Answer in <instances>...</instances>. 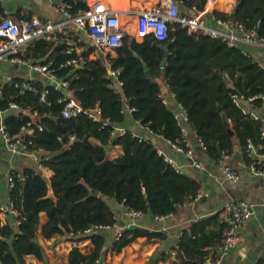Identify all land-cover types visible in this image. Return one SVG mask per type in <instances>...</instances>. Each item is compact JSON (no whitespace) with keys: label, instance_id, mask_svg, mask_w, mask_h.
I'll use <instances>...</instances> for the list:
<instances>
[{"label":"trees","instance_id":"obj_1","mask_svg":"<svg viewBox=\"0 0 264 264\" xmlns=\"http://www.w3.org/2000/svg\"><path fill=\"white\" fill-rule=\"evenodd\" d=\"M66 2L73 14L87 8L83 0ZM2 15L6 14L0 8ZM233 20L248 30L255 27L257 35L264 38V0H238ZM150 41V36L139 42L126 35L115 50V57L108 54L106 58L98 55L93 59L89 58L93 46L86 44L78 55L74 50L67 52L68 46L55 38H36L26 48L23 58L39 59V64L46 65L57 78L67 80L68 86L64 89L57 84L45 86L37 80L19 92L16 84L21 81L13 79L1 87L0 109L7 110L3 120L7 134L26 136L32 141L30 148L49 154L47 159L41 158L40 166L54 173L51 188L55 199L46 197L49 183L40 169L25 167L21 172H11L13 187L9 200L16 213L13 221L0 220V264H23L28 255L43 259L37 240L42 211L47 221L40 234L47 239L69 231L78 233L92 224L113 226L116 220L109 199L127 209L165 216L175 213L179 205L195 196L201 188L199 181L175 171L153 149L151 138L140 137L130 128L135 122L152 134L186 148L172 109L159 96L160 80L185 110L188 123L204 143L207 158L217 163L222 156H231L239 148L249 164L252 160L248 155L249 143L258 155L264 154L261 120L253 118L242 105L249 102L261 107L264 103L261 97L264 69L258 61L241 47L228 46L208 35L189 33L178 23L169 24L168 37L161 44ZM165 50L167 59L161 67ZM79 56L84 60L81 66L67 63ZM108 67L121 83V90L114 87L115 80L107 72ZM45 89L42 100L40 96ZM63 90L71 93L87 111L98 108L100 119L92 120L88 114L63 117L59 102ZM236 99L241 101L240 105ZM11 101L26 112L9 110ZM125 104L133 108L130 113L124 110ZM222 113L232 135L223 125ZM129 114L131 124L126 122ZM124 124V133L115 131ZM26 127L32 132L27 134ZM105 145H118L122 152L109 157ZM224 229L219 212L190 221L181 230L171 264H214V249L221 244ZM140 236L151 239L164 235L134 226L123 230L110 248L117 252ZM87 238L92 244L90 251L83 253L78 247L71 248L69 264H98L106 243L105 233L93 231ZM257 264H264V259Z\"/></svg>","mask_w":264,"mask_h":264},{"label":"crops","instance_id":"obj_2","mask_svg":"<svg viewBox=\"0 0 264 264\" xmlns=\"http://www.w3.org/2000/svg\"><path fill=\"white\" fill-rule=\"evenodd\" d=\"M87 5L94 1L107 2L108 0H83ZM119 2L126 9L119 15L120 23L126 27L127 35L136 39V19L135 15L130 14L129 10H147L151 6L159 5L165 7L170 0H113ZM178 2L181 13L187 15H203L208 14L209 10L218 11L222 15L233 18L238 0H175ZM66 0H0V8H2V16H8L19 22L21 19L36 15L42 19L49 20L55 24L61 23V29L56 30L55 41L68 46L67 52L74 50L78 55L86 47V44L93 46L87 33L80 30L72 21L66 20L61 4ZM199 4L201 8L198 9ZM0 16V17H2ZM256 25V24H255ZM255 28V27H252ZM35 40V39H34ZM31 43H24L19 46V52L23 53ZM250 54L264 69V52L258 48H250ZM18 55V54H17ZM105 54V57L106 58ZM111 57L116 56V51L109 53ZM82 56V55H81ZM97 55L95 48L89 52V58L93 59ZM23 58V57H22ZM24 61L17 62L13 59L6 58L0 60V82H10L13 79H19L21 84H16L19 92L25 87L29 88L30 82L39 80L46 85H58L59 79L49 74L40 73L34 69V64H39V59L23 58ZM81 66V65H80ZM79 67V66H78ZM109 68V67H108ZM112 78L117 81L115 75L110 72ZM161 93L166 99V104L176 114H179V104L174 100L165 82L160 80ZM70 96L71 93L67 92ZM2 94V88H1ZM0 94V95H1ZM10 103V102H9ZM9 105V104H8ZM244 110L249 113H255L264 118V103L261 107H257L249 102L242 103ZM20 107V106H19ZM130 113L128 110H125ZM15 113H24L25 109L14 110ZM7 110L0 109V126L4 120ZM34 111L32 112L33 115ZM34 116V115H33ZM36 116V115H35ZM130 114L126 120L127 124ZM186 130L185 142L194 150V157L201 161L202 167L196 168L188 164L185 154L177 150L170 142L164 140L161 136L152 134L146 128L141 127L133 122L130 126L136 134L146 136L155 142L156 146L162 148L165 156L183 167L184 173L197 179L201 186L202 197L192 203H185L177 209L173 214L162 217L152 215L151 213H143L139 217L134 218L135 227L146 229L149 231H157L162 233V238L147 239L140 236L121 250L112 251L110 246L114 240L116 232L130 220L126 214V208L122 203L109 199L108 203L115 218V224L108 229L103 230L106 236L104 250L99 258L98 264H171L170 252L177 248V242L181 234V230L187 226L190 221L197 218L212 215L219 212L228 204L239 200H244L253 204L254 209L251 216L243 223L240 228V242L220 260V264H257L258 261L264 259V176H258L252 173L245 157L241 154L239 148L231 156H228L229 166L237 173V180L228 179L224 173L217 167V164L204 155V150L197 145L196 132L188 122L182 125ZM125 128L123 126H117ZM126 129V128H125ZM122 152L121 147L112 145L106 153L109 157H116ZM25 167H33L40 169L44 177L49 183V189L46 197L55 199L53 189L51 188L53 171L49 168L40 166L37 159L32 157L13 154L8 142L4 138L3 131L0 129V204L8 206L10 197V186L8 176L11 172H21ZM49 194L52 196L49 197ZM15 216V214H13ZM1 223H4L7 214L0 213ZM47 221L45 212H40L37 240L43 250V259L28 255L24 258L23 264H69L68 254L71 248L78 247L81 252L86 253L91 249V241L89 238H76L69 234H61L51 238L43 239L40 234L41 226Z\"/></svg>","mask_w":264,"mask_h":264},{"label":"built area","instance_id":"obj_3","mask_svg":"<svg viewBox=\"0 0 264 264\" xmlns=\"http://www.w3.org/2000/svg\"><path fill=\"white\" fill-rule=\"evenodd\" d=\"M120 5L121 4L119 2L115 3L113 0H108L107 2L94 1L89 4L85 10L73 14L70 11V5L67 2H63L61 4V9L66 20L72 21L80 30L86 32L90 41L94 45L95 51H102L105 57V54H109L111 51H115L116 48L121 46L123 37L128 34L126 27L120 23L119 15L121 12L126 11V9ZM201 5L202 4H199L198 9L201 8ZM128 12L135 15L136 29L134 35L136 39L142 40L144 37L150 36L151 44H161L164 42L168 37L169 24L178 23L182 27L186 28L189 33L204 34L213 38H218L224 41L228 46L241 47L243 52L248 55H251L249 51L251 47L258 48L264 52V38L257 35L255 28L248 30L243 25L233 20L232 17L222 15L218 11L209 10L206 15H203L202 12H199V15H187L180 12L178 2L170 0L165 7L154 5L147 10H129ZM60 26L61 23L55 24L54 22L42 19L36 15L21 19L19 22L8 16L0 17V60L10 58L17 62L24 61L21 57L22 52H19L20 45L26 43L30 39H36L39 37L54 39L56 30L61 29ZM67 63L73 66H80L84 63V60L81 56L72 57L67 61ZM33 67L40 73H46L49 71L46 65L34 64ZM111 73L115 75L114 72ZM49 74L54 78V75L50 71ZM116 82H118L121 86L119 81ZM58 85L64 89L68 86V82L67 80H62L58 82ZM1 87L2 85L0 82V94ZM63 91L64 94L59 99V102L62 103L61 115L63 117L70 118L78 117L81 114H88L92 120L100 119V110L98 108L87 111L74 96H70L65 90ZM44 94H46V89L41 94L40 99L44 100ZM171 95L173 96L172 93ZM159 96L166 104V99L162 93H160ZM261 97L264 99V93ZM235 102L240 105L241 101L236 99ZM179 107V114L174 112L173 114L181 128L186 148L184 149L176 144L170 143L177 150H180L185 154L190 166L200 168L202 167L201 161L194 157L193 148L188 146L185 142L184 136H186V130L182 125L184 122H188L187 114L180 104ZM8 108L9 110L20 109L19 105L13 101L9 103ZM124 110L131 112L133 108L128 104H125ZM33 115L35 116L36 112H34ZM251 115L255 119L260 118V133L264 138V118L255 113H251ZM30 124L31 123L29 122L28 125ZM36 125L40 128L39 124ZM4 128V122H1L0 129L3 131L4 138L8 142L13 154H22L32 157L37 159L39 163L41 162V158L47 159L49 157V154L44 153L41 149L30 148V146H32V141L27 139L26 136H11L5 132ZM24 131L29 134L32 132V129L30 127H26L24 128ZM115 131L118 133H124L126 129L116 127ZM71 139H73V137H71ZM196 139L197 145L204 150L205 146L202 140L197 136ZM152 147L159 154L164 156L163 158L165 162L175 171L184 173L183 167L173 162L171 158L165 156L162 148L156 146L155 142ZM248 155L252 158L249 162V167L252 173L258 176H264V163L262 162V160L264 161V154L258 155L254 146L249 143ZM227 159L228 155L222 156L216 163L217 167L228 179L235 181L237 180L238 175L229 166ZM8 181L11 189L13 187L12 175L8 176ZM201 197L202 191L200 188V190L196 192L195 196L190 198L187 203H192ZM253 209V204L244 200H239L226 205L220 211V219L224 223L225 229L223 231V240L221 244L214 249V264H220L221 258H223L230 251V249L238 245L240 242V228L251 216ZM10 212L13 214L16 213L15 210L11 208L10 200L9 206L0 204V213L7 214ZM126 214L130 220L116 232L114 239H117L123 230L134 227V218L141 216L143 212L126 208ZM108 228H110L109 225L92 224L78 233L69 231L68 234L72 237L82 239L87 238V235L93 231L105 230ZM170 256L171 259H175V250L170 252Z\"/></svg>","mask_w":264,"mask_h":264},{"label":"water","instance_id":"obj_4","mask_svg":"<svg viewBox=\"0 0 264 264\" xmlns=\"http://www.w3.org/2000/svg\"><path fill=\"white\" fill-rule=\"evenodd\" d=\"M33 40H34V39H30V40H28L26 43H31ZM96 53H97L101 58H104V53H103L102 51L97 50ZM134 54H135V53H134ZM166 59H167V50L164 51V56H163V59H162L161 64H160L161 67L164 66V64H165V62H166ZM143 67H144V70L148 72V68H147V66H146L144 63H143ZM107 72H110V69H109V68H107ZM150 77H151V78H154L153 75H150ZM113 84H114V87H115L117 90H121V86L118 84V82L115 81ZM232 91H233V94H234V95L237 94V92H236L235 90H232ZM222 117H223V125L225 126L227 132H228L230 135H232V134H233V131H232V129H231L230 125H229V122H228V120L226 119L224 113H222ZM110 147H111L110 145H105V146H104V148H105V153H107V152L109 151ZM92 192H93L95 195L98 194V191H96V190H93ZM51 196H52V195L49 194V197H51ZM7 205L9 206V203H8ZM7 218H8V220L13 221V219H14V215H13V213H11V212H10V213H7Z\"/></svg>","mask_w":264,"mask_h":264}]
</instances>
